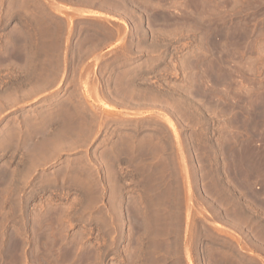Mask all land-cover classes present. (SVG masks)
<instances>
[{"label":"rangeland","instance_id":"1","mask_svg":"<svg viewBox=\"0 0 264 264\" xmlns=\"http://www.w3.org/2000/svg\"><path fill=\"white\" fill-rule=\"evenodd\" d=\"M0 264H264V0H0Z\"/></svg>","mask_w":264,"mask_h":264},{"label":"bare ground","instance_id":"2","mask_svg":"<svg viewBox=\"0 0 264 264\" xmlns=\"http://www.w3.org/2000/svg\"><path fill=\"white\" fill-rule=\"evenodd\" d=\"M125 3V2H124ZM94 4V3H93ZM116 6V5H115ZM114 6V7H115ZM126 6V5H125ZM119 8V7H118ZM121 8V7H120ZM127 8V7H126ZM128 9V8H127ZM126 11H128V10H126ZM131 12V11H130ZM124 14V13H123ZM135 18V17H134ZM164 19V18H163ZM126 86V85H125ZM130 89H132V88H130ZM133 90V89H132ZM128 91V90H127ZM128 93H129V91H128ZM74 117V116H73ZM66 120V119H65ZM68 122V121H67ZM76 128V127H75ZM64 130V129H63ZM69 130V129H68ZM74 134V133H73ZM69 135H70V133H69ZM65 136V135H64ZM68 137V136H67ZM66 138V137H65ZM66 140V139H65ZM61 141V140H60ZM57 144H58V142H56ZM62 145L61 146H63V142L61 143ZM60 145V144H59ZM56 146V145H55ZM104 153V152H103ZM108 157V156H107ZM106 157V158H107ZM112 166V165H111ZM116 191V190H115ZM117 192V191H116ZM119 215V214H118ZM16 237V236H15ZM11 249V248H10ZM16 251V250H15Z\"/></svg>","mask_w":264,"mask_h":264}]
</instances>
